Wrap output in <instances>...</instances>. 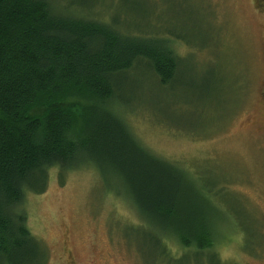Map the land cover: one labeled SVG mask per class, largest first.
I'll return each mask as SVG.
<instances>
[{
  "label": "trees",
  "instance_id": "1",
  "mask_svg": "<svg viewBox=\"0 0 264 264\" xmlns=\"http://www.w3.org/2000/svg\"><path fill=\"white\" fill-rule=\"evenodd\" d=\"M117 4L0 0V264H45V248L26 224L25 196L45 191L51 168L61 180L82 166L131 205L162 259H174L172 243L179 256L222 264L210 187L147 149L124 117L128 74L140 69L151 84L167 86L184 57L174 43L184 40L148 23V11L140 23L133 11L129 21L118 19Z\"/></svg>",
  "mask_w": 264,
  "mask_h": 264
},
{
  "label": "rangeland",
  "instance_id": "2",
  "mask_svg": "<svg viewBox=\"0 0 264 264\" xmlns=\"http://www.w3.org/2000/svg\"><path fill=\"white\" fill-rule=\"evenodd\" d=\"M118 19L146 21L172 30L184 43L174 80L156 86L128 74L124 117L155 155L199 175L219 208L222 264H264V128L259 89L264 78V16L258 0H107ZM117 4V5H118ZM114 12V10L112 11ZM146 24V23H145ZM198 177V176H197ZM201 181V182H202ZM29 231L47 253L45 264H209L206 255L160 257L143 236L131 205L104 188L91 166L60 180L49 170L44 192L23 203Z\"/></svg>",
  "mask_w": 264,
  "mask_h": 264
},
{
  "label": "flooded vegetation",
  "instance_id": "3",
  "mask_svg": "<svg viewBox=\"0 0 264 264\" xmlns=\"http://www.w3.org/2000/svg\"><path fill=\"white\" fill-rule=\"evenodd\" d=\"M258 5L261 10V14L264 16V0H258ZM259 100H260V107H261V120L262 126L264 128V78L261 81L260 89H259Z\"/></svg>",
  "mask_w": 264,
  "mask_h": 264
}]
</instances>
